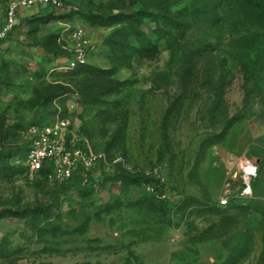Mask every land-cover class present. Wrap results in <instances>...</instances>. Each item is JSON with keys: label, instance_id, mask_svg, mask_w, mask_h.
<instances>
[{"label": "rangeland", "instance_id": "374dc122", "mask_svg": "<svg viewBox=\"0 0 264 264\" xmlns=\"http://www.w3.org/2000/svg\"><path fill=\"white\" fill-rule=\"evenodd\" d=\"M161 1L62 0L56 15L22 17L34 46L0 47V264H264V199L255 179L246 195L242 174L230 172L231 160L264 159V44L245 62L246 45L211 27L213 0H200L208 14L179 29L161 17L130 24L128 13L159 12ZM191 2L172 10L186 19ZM100 13L116 22L95 23ZM255 21L264 34V21ZM76 29L90 42L89 68L67 66ZM231 117L225 139L202 151ZM58 118L101 155L94 178L78 177L71 189L102 172L123 174L97 202L36 215L46 193L25 162L22 129ZM136 174L160 179L164 193ZM223 194L230 203H219Z\"/></svg>", "mask_w": 264, "mask_h": 264}, {"label": "trees", "instance_id": "16d2710c", "mask_svg": "<svg viewBox=\"0 0 264 264\" xmlns=\"http://www.w3.org/2000/svg\"><path fill=\"white\" fill-rule=\"evenodd\" d=\"M178 0H162L160 7V11L153 13L146 8H141L131 13H128V20H130V24L138 25L143 22L144 16H151L154 19L157 17H161L163 20V26L165 27H174L179 29L183 26L185 20L188 23L190 20L196 19L198 15L205 12L208 14L207 8L208 6H202L200 0H192L191 5L185 7L183 11L188 15L187 18H180L178 14L180 10L173 11L172 7L176 4ZM212 14L209 15V22L212 28H217V30L225 29L229 35H236L238 37L237 43L239 45H246L247 49V57L245 59L249 62H253L254 58L258 56L259 45L264 44L263 38L264 34H261L258 29V24L255 19L258 21H264V0H213L210 5ZM57 7L53 5H45L40 8L34 16H40L41 14H58ZM220 13H223L224 16H221ZM249 15L254 18V20L249 17ZM93 20L95 23L99 24H110L116 22L114 15H106L105 13L95 14L93 15ZM136 34H139L140 31L134 29ZM13 38L12 30L7 33L4 37L0 38V44L9 39ZM26 39V38H25ZM20 40V43L23 45H34L32 41L28 39ZM244 42V43H243ZM254 63V62H253ZM76 67L89 68L88 62L84 64L77 65ZM209 78L207 80L208 85L212 88L219 96V99L223 98V88L222 85L219 84V79H216V73H208L206 74ZM215 81V82H214ZM218 91L220 93H218ZM236 117H231L222 131L218 133H213L208 139H206L201 146L202 151H205L208 146L219 143L223 141L228 134L230 128L236 122ZM32 124V123H30ZM28 124L27 127L30 125ZM42 124V123H38ZM27 127L23 128L22 131L27 130ZM21 131V129H19ZM29 141L27 142V146L25 150L28 152L29 150ZM100 166L103 165L101 161ZM51 170L49 168H42L37 172H40L37 177V182L42 188V190L46 193V199L43 203L36 205L33 208V212L37 214H49L52 209L62 210L64 207L72 208L77 205H89L90 203L97 202L100 191H110L113 181L122 173V171L117 170L115 175L101 173L99 179L95 181L93 179L92 184L88 185L85 188H74L71 189L75 180L78 177H84V168L82 165H78L71 178L66 181L60 182L56 179L49 177V172ZM96 172H98V165L91 169L88 178L94 176ZM135 178L147 182L149 188L154 194L157 196H161L164 193V187L162 186L160 179L155 176H148L146 174H136ZM96 185L100 188L97 189ZM192 197H185L182 201L191 200ZM183 203V202H182ZM40 264H59L54 262H41Z\"/></svg>", "mask_w": 264, "mask_h": 264}, {"label": "built area", "instance_id": "2783aa9c", "mask_svg": "<svg viewBox=\"0 0 264 264\" xmlns=\"http://www.w3.org/2000/svg\"><path fill=\"white\" fill-rule=\"evenodd\" d=\"M37 4L61 7L62 0H8L6 21L0 32L7 35L16 24L17 12L20 6L31 7ZM76 43L73 47V56L67 61V66L74 68L88 62L89 40L81 29L73 33ZM30 143L25 162L31 171L37 172L42 168H49V177L60 182L72 177L75 168L82 165L84 177L88 178L91 169L95 166L100 154L89 145L80 143L69 136V122L66 119H55L47 123H32L26 130ZM230 172L234 175L240 172L244 177L242 184L243 194L251 195L253 190L247 186L259 174L258 164L251 159H235L230 161ZM222 205L230 203V195L223 194L219 198Z\"/></svg>", "mask_w": 264, "mask_h": 264}, {"label": "crops", "instance_id": "0c3cea01", "mask_svg": "<svg viewBox=\"0 0 264 264\" xmlns=\"http://www.w3.org/2000/svg\"><path fill=\"white\" fill-rule=\"evenodd\" d=\"M7 6H8V0H0V32L6 21ZM44 6L45 5H42V4H38L35 6H31V7L20 6L17 12V21H16L17 25L15 24L12 29L13 38L0 44V47L12 41H17L18 45L22 49H23V46L27 47L28 45L25 46L22 43H20V40H23L26 38L24 36L23 28H20V22L22 21V17H26L28 15H34L40 8ZM21 29H22V32H21ZM1 37H4V36L0 35V38ZM36 50L39 52L40 55L46 54L45 50L39 46H36ZM254 161L258 164V167H259V174L255 178V182H254V193L256 196L264 199V159H254Z\"/></svg>", "mask_w": 264, "mask_h": 264}]
</instances>
